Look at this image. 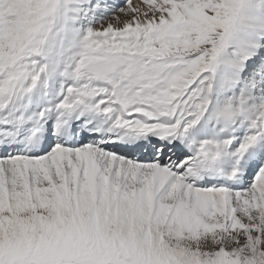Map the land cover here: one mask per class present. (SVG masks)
<instances>
[{
	"label": "snow or ice",
	"instance_id": "1",
	"mask_svg": "<svg viewBox=\"0 0 264 264\" xmlns=\"http://www.w3.org/2000/svg\"><path fill=\"white\" fill-rule=\"evenodd\" d=\"M0 264H264V0H0Z\"/></svg>",
	"mask_w": 264,
	"mask_h": 264
},
{
	"label": "bare ground",
	"instance_id": "2",
	"mask_svg": "<svg viewBox=\"0 0 264 264\" xmlns=\"http://www.w3.org/2000/svg\"><path fill=\"white\" fill-rule=\"evenodd\" d=\"M137 2V0H134V3H136Z\"/></svg>",
	"mask_w": 264,
	"mask_h": 264
},
{
	"label": "rangeland",
	"instance_id": "3",
	"mask_svg": "<svg viewBox=\"0 0 264 264\" xmlns=\"http://www.w3.org/2000/svg\"><path fill=\"white\" fill-rule=\"evenodd\" d=\"M133 3H134V0H133Z\"/></svg>",
	"mask_w": 264,
	"mask_h": 264
}]
</instances>
